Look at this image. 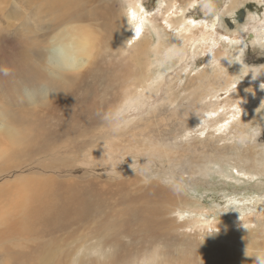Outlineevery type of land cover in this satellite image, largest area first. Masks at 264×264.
<instances>
[{
    "label": "rangeland",
    "instance_id": "rangeland-1",
    "mask_svg": "<svg viewBox=\"0 0 264 264\" xmlns=\"http://www.w3.org/2000/svg\"><path fill=\"white\" fill-rule=\"evenodd\" d=\"M7 1L0 0V26L12 40L19 21L9 18ZM105 1L108 9L102 10L104 16L100 18L104 20L100 21L108 32L101 26L95 28L97 34L101 33L99 42L85 55L92 60L90 67L68 75L77 78L78 85L68 90L60 88L62 103L75 113L63 120L61 128L47 117L42 128L53 125L60 131L44 144L17 142L16 154L4 153L0 159V185L28 182L34 175L42 182H49L52 177L56 182L75 180L95 188L112 186L116 191L111 192V201L117 209L107 216L110 226L106 232L114 236L113 243L119 249L115 248L108 264H228L217 258L225 252L232 256L238 248L245 250L230 234L249 233V237H254L256 222L264 220V132L257 144L245 147L235 144L232 138L234 130L245 127V123L264 128V98L249 101L261 93L260 85L264 83V76L253 81L250 73L264 66V52L251 47L254 37L255 43L264 42V2L238 0L232 10V0H217L222 10L213 18L202 7L205 0ZM175 3L182 13L174 15ZM134 6L153 22L144 23L140 38L132 27L137 22L133 21ZM241 12L244 13L237 15ZM91 18L96 19L95 15ZM180 18L185 23L206 20L210 29L217 28L219 39L211 42V51H215L206 57L201 31L189 44L180 38L174 29ZM173 20L175 25L178 23L176 26L171 24ZM34 22L30 19L33 27ZM154 22L160 31L155 30ZM57 32L38 29L32 41L46 37V45L42 46L46 49L49 37ZM236 35L234 40L232 36ZM0 45L7 47L2 40ZM240 48L246 49L245 67L236 62ZM93 70L96 78L90 75ZM250 87L253 91H246ZM87 90L91 106L84 105L81 99ZM240 105L247 107L242 116L234 114ZM39 107L31 110L35 112ZM86 107L94 111H87ZM113 110L121 128L115 134L102 125L97 115ZM30 121L36 122L34 118ZM8 135L10 141L0 137V148L5 151L18 138L13 133ZM37 136L32 133V138ZM29 145L32 149L26 151ZM135 161L134 172L130 165ZM151 185L159 187L162 194L155 196L151 190L152 195H146ZM144 195L152 201L148 205L163 208L168 221L160 239L140 246L143 237L130 236L132 228L123 226V222H129L131 215H125V207L117 203L129 198L139 200ZM92 228L96 229L95 223L57 231L52 235L56 239L52 244L46 241L50 236H41L34 253L27 250L29 243L22 244L24 249L12 244L11 251L17 264H31L29 261L35 256L41 258L39 255L49 252L51 256L56 248L65 249V256L69 254L74 259L77 252L91 251L85 246L98 244L100 231ZM19 234L13 236L14 243L20 244ZM43 247L49 251H39ZM72 259L68 261L74 264L76 258L74 262ZM86 264L97 262L89 259Z\"/></svg>",
    "mask_w": 264,
    "mask_h": 264
},
{
    "label": "bare ground",
    "instance_id": "bare-ground-1",
    "mask_svg": "<svg viewBox=\"0 0 264 264\" xmlns=\"http://www.w3.org/2000/svg\"><path fill=\"white\" fill-rule=\"evenodd\" d=\"M237 1L238 0H232V10L236 8V5L238 4ZM258 1L260 3L264 2V0ZM107 2L105 0L7 1L6 9L8 16L11 19H17L19 21V29L16 32V37L12 40H9L5 30H3L0 26V40L7 43V47H1L0 45V64L9 65L15 70L11 78L0 77V115L6 118L9 129L8 131H0V137L4 136L10 141L8 134L13 133L18 138L13 141L12 144L10 142L8 151L0 148V159L4 153L8 155L16 154L18 152L16 148L17 142L22 145L33 143L37 146L38 144H44L45 142L49 141L48 139H51L56 132L60 131V129L53 125L49 126L48 128H42L43 122L47 117L52 118V121L56 122V124L61 128L63 120L68 117H72V115L75 113V111L70 113L68 106H65L61 100V97L63 96V94L60 92L61 86L68 90L75 87V85H78L79 82L77 78L70 77L68 75H66L62 80L53 84V89L56 92L51 93L49 99H46L43 104L39 105L40 107L37 111L33 112L31 107L24 106L18 102V94L20 89L26 85H34L46 78V73L44 72L42 64L40 63L45 52V49L42 46L46 45V37L32 41L36 31L38 29H47V32L50 30V32L53 33L54 31L58 30L54 36L60 38L71 37L73 41V48L71 49L69 55L73 64L77 66L76 72H79L83 70L85 66L87 67V65L92 61L86 59L85 55H89L94 44L99 42L97 40L101 32H98L97 34L95 28L97 26H101L104 31H107V28L104 29L105 27H103L102 21H100L104 20L103 18H100L101 15L104 16L102 10L107 12ZM134 7L135 15L133 21L137 20V22H133L132 27L133 29H136L133 30V32H135L140 38L141 34L143 33L144 23L149 21V16H147V14L144 12H140V9L137 6ZM173 10L174 15H177V13H182L181 8L176 3L174 4ZM94 15L96 19L91 18ZM97 15L99 17H97ZM84 16H86L85 20L81 21V18ZM129 16H131V10L129 11ZM30 19L35 21V27L31 25ZM184 20V18L183 20L181 19L179 25L174 28L175 30L179 31L178 36L180 38L183 37L186 42L188 41L189 44V42L195 41V36L197 34L199 35V32L201 31L203 33L201 35L204 37L202 38V43L206 45V48L203 50V52L206 54V57L210 55L208 53L213 51H211V48H213L211 46V42L219 39L216 34L217 28L215 29L214 27L210 29V26L206 23V20L203 22L198 19L197 21L191 20L189 23H185ZM210 21L212 24L214 23L211 19ZM149 22L153 23L151 20ZM171 24H174V20ZM153 27L156 31L159 30L157 28L159 25H157L156 22H154ZM211 32L214 33L211 34ZM132 37L133 35L131 36V39ZM232 37H235L234 40L238 38L237 35ZM9 42H13L14 45L10 44ZM156 49L158 50V48ZM217 54L218 53H216L213 57L214 59H216ZM100 61H102V59L99 60V62ZM94 66H98L97 59L94 60ZM260 72H264V68H262ZM86 75L81 77L85 79ZM90 75L93 78H96L95 70H93ZM259 90L261 93L259 92L257 97H252L249 99V101H258L260 96L264 98V90L261 88ZM239 91L241 92L242 88H240ZM87 93L89 94L88 90L86 91L85 96H83L81 99L84 101V105H87L88 103V106H91L87 101ZM242 93L244 92H241V94ZM144 97H146V95ZM137 100L138 98L134 100L133 104H135ZM245 107L240 105L237 107V109L241 108L244 111ZM86 108L87 111L89 109L90 111H94L91 110L90 107ZM29 112L31 114H28ZM236 113L240 112H235L234 114ZM33 118L36 121L34 123L30 121ZM34 132L37 133L38 136L32 138V133ZM31 149V145L25 147L26 151ZM34 179H37V181H33ZM49 179H51L49 182H42L41 178H35L33 175L31 180L28 182L18 181L14 182L15 184L8 182L7 185H0V264H10L9 261H11V264H17L16 262L18 261L15 259L16 256H14L13 251H11L13 248L12 244L15 248L24 249L25 247H23L24 245L22 246V244L29 243L31 244V248L28 247L27 250H29V252L33 251L34 253L36 244L43 239L41 236H50L49 240L46 238V241L52 244L53 240H56L52 237L55 232L61 231L63 229H72L73 227L80 225L81 227H87L88 224L91 225L92 223H95L96 226V229L92 228L93 231H100V236H98L99 242L98 244L95 243L97 245L93 243L94 245H90L89 247L85 246V249L96 250L106 249L108 247L119 249V246L115 242L113 243L114 236H109V234L106 232L110 226V221L108 220L107 216L109 217V213H111V211L114 209H117L114 208V202L111 201L113 199L111 192L116 190L113 189L112 186H96L95 188L88 183L83 184L75 180L56 182L53 181L54 178L52 177ZM31 182L33 184H31ZM16 183H30L31 185H17ZM43 183L52 184L46 186ZM11 186H14V188ZM100 188H102V190H99ZM151 190L152 194H155V196H160L162 194L159 187L151 185L146 195H152ZM146 195L141 196L139 200H136L135 198H129L124 202L119 200L117 203L121 206V208L125 207V212L123 211L125 215H131L129 222H123V226L126 225L132 228L130 231V236L139 235L140 239L143 237L142 241L140 242V246H142L143 243H153V241L160 239L159 237L162 236V231L167 229L165 225L166 221H168L164 218L162 211L163 208L160 209V207H152L151 205H148L151 204L152 201L149 200L148 196ZM138 203L140 204L138 205ZM156 208L157 210H155ZM142 213L145 215L143 216ZM256 227L257 229L254 237H249V233H243L240 235L230 234L231 238L239 242L241 247L245 249L247 247L248 257H254L257 250L264 249V220L261 223L256 222ZM120 228L121 227H119V230ZM18 232L20 234L17 241L20 244L14 243L13 239V236ZM144 239H146L145 242L143 241ZM42 249L39 251H49L47 249L45 250L44 247ZM238 250L239 252H237ZM238 250H236V253H234L232 256L228 252L222 253L220 258H217V260L223 259L228 264H253V260L246 257L245 250L243 252L241 248H238ZM221 251H223V249ZM65 252V249L56 248L54 254H51V256L50 252L44 255H39L41 258L37 257V255L29 262H32L31 264H44L46 259V264H55V262L56 264H71L72 262L69 263L70 260L68 261V259H72V257H70L69 254L65 256ZM75 258L72 259L73 262ZM6 260L7 262H5ZM110 262L112 263V261ZM212 264H215V262H212Z\"/></svg>",
    "mask_w": 264,
    "mask_h": 264
},
{
    "label": "clouds",
    "instance_id": "clouds-1",
    "mask_svg": "<svg viewBox=\"0 0 264 264\" xmlns=\"http://www.w3.org/2000/svg\"><path fill=\"white\" fill-rule=\"evenodd\" d=\"M202 7L209 12L210 16L213 18L216 16V13L222 8H218L217 0H205V3ZM245 31H249L245 29ZM239 44L240 41L238 40ZM251 47L257 52H264V42L259 44L255 43V37L251 42ZM73 48V41L71 37L60 38L57 36L49 37L47 46L44 52V56L40 63L42 68L46 73V78L34 85H26L18 94V102L27 107H35L44 103L46 99H49L51 93L56 92L53 89V84L65 78L66 75L74 74L77 71V66L73 64L70 58V51ZM246 54V49L240 48L237 56L236 62L240 63L242 67L244 65V57ZM264 68V66H259ZM14 69L5 64H0V77L11 78L14 73ZM251 79L253 81L257 80L261 75H264V72L260 71H251ZM249 73H245L247 76ZM237 85H234L236 87ZM260 88L264 90V83H261ZM246 91L251 92L252 89H246ZM238 112L243 114L241 108L237 109ZM100 118L102 125L108 128L112 133H118L121 128L118 123L115 110L108 111L104 113L97 114ZM245 127L238 128L233 132V141L235 144L241 147L257 144L258 138L264 132V128L259 124L245 123ZM8 124L5 117L0 115V131H8ZM137 162L135 161L130 167L135 172L134 165ZM110 171V170H109ZM108 175V173H105ZM136 174V173H135ZM121 175V173H120ZM122 176V175H121ZM144 179L147 181L148 176L145 175ZM115 249L108 247L106 249H96L88 252H77L76 261L74 264H86V261L91 259L97 262V264H108L109 257L114 254ZM245 255L247 256V247L245 249ZM253 260V264H264V249H259L255 253L254 257H248Z\"/></svg>",
    "mask_w": 264,
    "mask_h": 264
},
{
    "label": "water",
    "instance_id": "water-1",
    "mask_svg": "<svg viewBox=\"0 0 264 264\" xmlns=\"http://www.w3.org/2000/svg\"><path fill=\"white\" fill-rule=\"evenodd\" d=\"M243 13H244V12H241V13H237V15H238V14L240 15V14H243ZM240 21H242V20H240Z\"/></svg>",
    "mask_w": 264,
    "mask_h": 264
}]
</instances>
